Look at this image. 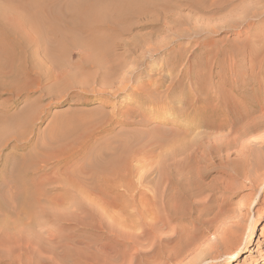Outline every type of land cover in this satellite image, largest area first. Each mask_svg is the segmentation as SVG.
<instances>
[{"label": "rangeland", "instance_id": "374dc122", "mask_svg": "<svg viewBox=\"0 0 264 264\" xmlns=\"http://www.w3.org/2000/svg\"><path fill=\"white\" fill-rule=\"evenodd\" d=\"M83 1L18 2L27 8L23 15L15 14L17 26L39 43L20 42L31 44L27 49L30 54H26L31 70L28 75L20 73L18 77L39 82L31 83L30 91H21L6 107L2 102L10 97L0 95V112L6 116L24 111L32 115L24 132L20 131L22 124H14L16 138L0 147V235L8 230L17 239L36 235L43 241L49 235L59 236L62 243L67 241L79 247L76 243L81 241L91 244L94 250L96 239L102 243L106 237L104 231L94 229L96 223L112 225L113 210L121 206L124 210L116 216L119 225H127L130 232L138 233L141 219L138 211L150 200L155 202L152 204L163 203L158 198L161 190L158 178L165 145L179 139H198L197 134L206 130L210 133L211 130L202 128L204 125H224L226 130L232 125L249 124L254 130L242 137L236 147L211 158L203 177L198 176L196 162L190 164L192 169L181 167V172L173 175L167 194L174 198L180 189L215 188L234 175L235 194L224 205L229 215L222 214L213 224L200 226L192 254L181 256L175 264H187L188 260L203 264L200 261L214 241L215 231L232 217L244 219L249 226V243L238 254L237 263L242 264L239 259L242 261L243 255H248L249 261L264 264V164H258L264 160V0H158L157 7H151L147 0H139L140 4L133 0L130 7L129 0L123 1L127 5L121 4L122 1L114 5L115 2L108 0H93L92 5L94 1L97 3L95 16L92 8L76 9ZM45 2L51 5L48 10ZM142 2L150 8L146 18L144 15L140 20L120 22L128 8H144ZM33 5L34 13L43 8L47 15L40 11L42 16H39L41 13L37 11L36 15L32 12L35 17L30 16ZM27 11L35 18V30L28 28L31 18H26ZM107 11L113 12L111 16ZM65 15L73 18L67 16L66 20ZM38 17L41 19L36 21ZM23 19H29L28 23ZM81 25L94 29L93 33L90 28L91 32L87 29L82 35L74 31L72 37L77 35L82 39V42L77 39L78 42L84 44L69 45L67 38H71L72 30H78V26L84 30ZM94 35L109 39V55L104 59L94 57V43H91ZM86 38L91 39L90 44L89 40L85 42ZM62 42L69 45L65 50L60 48ZM15 43L8 38L4 44ZM148 45H151L149 50ZM200 89L204 91L199 92ZM207 92L211 99H207ZM185 93L191 100L199 97L206 102L205 106L196 104V109H190L181 103ZM149 100L155 103L151 109L143 103ZM166 102L171 104L167 106ZM194 114L206 119L205 124L186 129L188 121L192 125ZM11 120L3 124L15 123ZM227 158L242 163L244 171L233 174ZM250 171L256 180L254 190ZM205 196L210 210L217 213L222 204L220 192L213 190L210 196L208 192ZM182 200L185 201L181 198L177 205ZM75 213L78 221L65 220ZM50 214H56L55 218L59 219ZM129 214L135 217L131 216L132 219ZM194 227V218L174 220L164 228L162 236L185 239ZM256 248L257 254L249 253ZM49 250L61 255L67 249L59 245ZM52 252L43 255L33 250L31 253L25 249L1 248L0 264H52L49 259ZM65 262L70 264L71 260ZM211 262L207 260L204 264ZM235 262L231 258L218 263Z\"/></svg>", "mask_w": 264, "mask_h": 264}, {"label": "bare ground", "instance_id": "6f19581e", "mask_svg": "<svg viewBox=\"0 0 264 264\" xmlns=\"http://www.w3.org/2000/svg\"><path fill=\"white\" fill-rule=\"evenodd\" d=\"M87 1L90 4H88L85 0L83 2L84 3L86 2V3L85 4L83 3L84 5L81 4V6H79V4H78L79 8H76V9H80V7H82V6H85L86 8H89V9L93 8V6H95L94 4L96 3L97 0L94 1L95 3H93V5H92L93 0L91 2H90V0H87ZM119 1H122L121 4H126L125 2L123 3V1H125V0H108V2H110V3L115 2V3H113L114 5H118L116 3H119ZM129 1L130 2H129L128 7H130L131 1H133V0H129ZM147 1H148V3L151 2V4H152L151 7H153V6L155 7L158 3V0H147ZM18 2H19V0H0V95L10 97V98L3 100L2 105H4L5 107L11 101H14L15 99H13V98H16L20 94L21 91H24V90L30 91L31 83L37 84L39 82V81L31 82V80L19 79V77H18L20 73H23V75H28L30 73L29 71L31 70L30 69L31 67H29L30 63L28 62L27 56H26V54H30V52L27 49L31 44H20V42H23V43L34 42L33 38H31V36L28 35V31H23V30L19 29L20 27L17 26L18 25L16 22L17 20L15 21V19H14L16 13H18V12L22 13L27 8L26 5L24 7V5H22ZM22 2L23 1H21V3ZM46 3L48 4L49 2H45V4ZM102 3H103V1H102ZM110 3L108 5H110ZM133 3H135V0ZM138 3H139V0H138ZM27 4H29V3H27ZM47 4L45 6H47ZM49 5L46 8L47 10H48V7L51 6V5L50 6ZM108 5H106V6H108ZM114 5H112V6H114ZM126 5H122V6H125V10H127ZM133 5H135V4H133ZM31 6H32V4H31ZM41 6H42V4H41ZM74 7H76V6H74ZM120 7H119V9H120ZM136 7H139V6L137 5ZM143 7L144 8H142L140 6L139 10H137V8H136V10L134 8L133 9L128 8L129 11H125L127 13H126V15H124V17L120 18L121 19L120 22L121 23L122 22L123 23L129 22L130 20H133L135 18L140 20V19H143L144 15L146 18V16L149 14L150 8L148 6H145L144 3H143ZM32 8L33 9H31V7H30V9L32 10L31 15L29 14V11L24 12V14L28 13V14H26V18H28L27 16H29V15L33 16L34 5ZM41 8L42 7H39V9H41ZM51 8H49V9H51ZM81 9H85V8L82 7ZM105 9L108 10L107 8H105ZM116 9H117V7H116ZM120 10H122V9H120ZM120 10H119V12H120ZM37 11L38 10H36V12H35L36 14H37ZM40 11H44L43 8L38 11V13H41V15H39V14L38 15L42 16V12H40ZM86 11H88V10H86ZM112 11H113V9H112ZM123 11H124V9L122 10V12ZM67 12L69 13L70 11H67ZM90 12H91V10H89V14H90ZM107 12L109 13V15L113 13V12L110 13L109 11H107ZM119 12H117V13L119 14ZM71 13H69V14H71ZM78 13H80V12H78ZM86 13L87 12H85V14ZM18 14H16V15L18 16ZM44 14L47 15L46 12ZM82 14H84V13L82 12ZM87 14H86V16H87ZM22 15H23V13H22ZM77 15H79V14H77ZM30 16H29V18H31ZM67 16H69V15H65L66 20H67ZM74 16H76V15H74ZM82 16L83 15H81V17ZM33 17H35V16H33ZM101 17H102V15H101ZM103 17H104V14H103ZM105 17L104 18L106 20L109 19V18H107V17H109L107 14H105ZM150 17H152V16H150ZM32 18H31L32 21L30 20L29 23L27 22L29 19L28 20L23 19V20L25 22H27L29 25H31L30 22L32 23L33 20H35V18H33V19ZM39 18L41 19V17H38L36 21H38ZM68 18H73V17L69 16ZM90 18H91V16H90ZM92 18H93V16H92ZM118 18H119V16H118ZM175 18H172V19L175 20ZM16 19H17V17H16ZM20 19L18 18V20H20ZM79 19L81 20V18H79ZM98 19H99V21H101V19H103V18H101V19L97 18V20ZM113 19H115V18H113ZM85 20H87V19H85ZM111 20H112V18H111ZM174 20H172L171 22L173 23ZM20 21H22V19ZM113 21H115V20H113ZM74 22L75 23L77 22L76 19ZM115 22L117 23V21H115ZM34 23H35V21L33 22L32 26L28 25V28L29 27L32 28L34 26ZM80 23L82 24V21H80ZM38 24L40 25V23H38ZM35 25H36V23H35ZM71 25L69 27H71ZM85 25H86V23H85ZM73 26H75V25H73ZM79 26H80V24H79ZM79 26H78V30H76V29L72 30L69 28V30H72V32H71L72 35H70V36L73 39V41H72L70 37L67 38L68 40L70 39L69 45L74 44L77 46H81L80 44H84V41H83V43H80V42H82V39L80 41L78 39L77 35H75L77 38L75 36L72 37L73 33L75 31V33L82 35L84 33H87V31L89 30L90 27L87 28L88 29L87 30L84 28V26L81 25L84 28V30H81L82 28L79 29ZM34 27L31 30H35ZM37 27H38V25H37ZM28 28L26 27V29H28ZM31 30H29V31H31ZM90 30L92 31L91 28H90ZM93 31H94V29H93ZM93 31L91 33H93ZM66 33L68 35V32H66ZM98 37H99V35H98ZM98 37L96 35H94V37H93L94 41H92L90 39L91 37L89 38L91 40V43L92 42L94 43V54H95L94 57L96 58V60H100V58L102 59L104 56L109 55L108 54L109 50H110L109 47L111 46L109 39H107L106 37L101 38V36H100V38H98ZM8 38H11L16 43L15 44H4V43L8 42ZM74 39H76V40H74ZM77 39L80 42H78ZM89 39L86 38L85 42L87 43L88 42L87 40H89ZM60 40H61V38H60ZM90 40H89L88 44H90ZM37 42H38V40L36 41V43L34 42V45L39 44ZM58 42L60 43L59 39H58ZM55 43H57V42H55ZM61 44H62V47H60V48L63 50H65L66 47L69 46V45H66L65 42H64L65 46L63 45V42ZM125 45L126 44H124V47H125ZM126 47H127V45H126ZM150 48H151V45L150 46L148 45L147 49L149 50ZM31 54H32V52H31ZM170 78H172V77H170ZM171 83H173V82H171ZM203 91L204 90H202V89L199 90V92H203ZM187 93H185V95L182 96L181 103L188 105L190 107V109H196L197 108L196 104H202L203 106H205L204 105L206 103L205 101L199 100V97H197V98L195 97L194 99L191 100L189 98L190 96ZM190 93L191 92H189V94ZM206 97H207V99H211V94L207 92ZM156 101H158V100H156ZM143 103H144V105H146L147 109H151V106L155 105V103L153 101H150V100L143 102ZM226 103L229 105V102H226ZM226 103L224 105H227ZM170 104H171L170 102L165 103V105H167V106ZM31 116L32 115H31L30 111L29 112L24 111V112H22L16 116H11V115L6 116L4 113L0 112V147L5 145L6 141L16 138V135L14 134V126H15L14 124H16V123H18L19 125L22 124V130L23 131L20 130L21 134H22L24 132V130L27 126L26 124H28V121L30 120ZM192 117H193L191 120L192 125H188L190 123V121H188L187 122L188 124L185 126L186 129H192V128L199 127L197 125H200V123H201V125L205 124L204 121L206 119H204L199 114H194ZM11 118H12V120H15L14 121L15 123L10 124V125H13V127H11L10 125L7 126V125L3 124L4 121L9 120ZM248 125L249 124H247L246 126L244 125V127L232 125L230 128L227 127L228 129H226V130H225L226 127L223 128L224 125H223V127L220 125H218V127L215 125L214 126L213 125L212 126L204 125L203 127L202 126L201 127L209 129V132L211 130L210 133H208L206 130V132L203 131L200 134H197L199 136V138L197 136L198 139H196V137H195V139H192L191 141L190 140L183 141V140L179 139V140H176L174 142H171V143H168L167 145H165L166 148L163 149L162 155H161V168L159 171L160 177L158 176L159 177L158 178L159 183L157 181L158 185L161 187V190L158 191V192H160L158 198H160L161 201L163 200L162 201L163 203H161L160 205L157 203L152 204L153 201L151 202V200H150V203L148 202V204H152V205H148L146 203V205H145L146 207L142 208V210L140 209L141 207H139L140 210L138 211V213H139L138 217L140 216L139 218H141V219H140L139 224H138V226H139V229H138L139 232L138 233L130 232L127 225H119L116 216H118L119 213L123 212L124 208L121 206V207H118V209L116 207L115 208L116 210H113L114 212L112 214L114 215V217L117 221L114 219V222L112 223V225L111 224L110 225H108V224L103 225L100 222L96 223L94 229L101 230V232L104 231L103 234L106 235V237H105V239H102V241L104 240L102 243H97L98 238L96 239V242L94 241L95 242L94 250H92L91 244H89V243H85V244L83 243L82 244L81 241H77V243H76V244L80 245L79 247H77L76 245H72V244H70V242H67V241H64L62 243L61 241H59L60 240L59 236H58V238H55L54 236L49 235L48 239L45 241H43V239L39 238V236L37 237L36 235L29 237V238L24 237L27 239H23V238L17 239L15 237V235H13L14 233L13 234L8 233V230L6 232H2L0 235V249L1 248H8V249L13 248V249H17L18 251L21 249H23V250L25 249V250H30L31 253L33 250V252L38 251V254L43 253V255H45L44 254L45 252L46 253L52 252V250H49V249H54L56 246H59V245L63 246L65 249H67V250H64V253H62L61 255H56L52 252L51 258L49 257L52 264H69V262H65V260H67V259L71 260L70 264H175L181 256H184L185 254H189V255L192 254L191 247L195 241H198L197 233L199 231L200 226L202 227V226H205L207 224H213L215 222V220H217V218H219L220 215H222V214H223L222 216H225V217L229 215L226 212L224 205L227 203V201L231 200L232 195L235 194V189H234V184H233L235 177H234V175H232L227 180L226 183H221L219 186L216 185L215 188L209 187V188H205L203 190L192 189L189 191L180 189L177 192L178 193L177 197L173 198L172 195L170 196L167 194L168 188L172 184L171 183L172 179H174L173 175L175 173L177 174V173L181 172V170H179L181 167L185 166V167L191 168L190 164H193L196 162V165L199 166V167H197V169L199 170L198 176L203 177V174L207 172L208 167L211 164V158H214V156H220L221 152H224L225 150H228L232 147H236L238 144V141L242 137L246 136L248 133H250V132H252V130H254V127L252 125H250V126H248ZM221 129H223L224 132L223 131H222V133L216 132V131L221 130ZM216 136H218V137H216ZM226 161L228 164L227 166H230L232 168V171L234 172L233 174H239L241 171H244L242 163L234 162V161L230 162L229 158H227ZM221 164H222V162H221ZM258 164H264V160H261V162H258ZM92 167H94V162L92 163ZM100 168L102 169V166ZM249 174L252 177V189L254 190L256 187V180L254 178L253 172L250 171ZM92 178L94 180L93 175H92ZM3 185H5V183H3ZM213 190L220 192V194L222 195V199H221L222 204L219 206L217 213H213V211L210 210L208 203H206L204 201V197L206 198V196H205L206 193L208 192V195L210 196V193L213 192ZM179 197H180V199L184 198L185 201L182 200L183 203L181 202V203H179V205H177V202H179V200H180ZM158 198L155 197V200ZM165 198H166V201H164ZM149 199L147 197L146 200L149 201ZM176 200H178V201H176ZM171 202H174V204L171 205L170 204ZM153 203H155V202H153ZM131 207L133 208V206H131ZM135 209H136V207H135ZM80 212H81V210H80ZM134 212H136V210ZM224 212H226V213H224ZM77 213H79V211ZM132 215H134V214H132ZM132 215H130L129 217H131ZM50 216H52L54 218L58 217V216H56V214H50ZM136 216H137V214H136ZM186 217L187 218L191 217V218H194V220H195V227L193 229L189 230L188 237L186 236L185 239H182V238L179 239L177 237H172L170 235H169V237H163L162 236V234H163L162 231L170 223H172L174 220L184 219ZM96 218H98V217L96 216ZM55 219H59V218H55ZM127 219H129V218H127ZM127 219H126V221H127ZM130 219H129V221L131 222ZM65 220H72L75 222V221H78V218H77L76 213H75V214H72L71 216H66ZM7 225H8V223H7ZM16 231L17 230H15V233H16ZM3 234H5L6 236ZM16 234H18V233H16ZM50 234H52V233H50ZM214 234H215L214 241L209 245L208 252L205 253V256L201 259L200 263L204 264L207 260H211L212 262L210 264H219L220 262H228L231 258H233L236 261L234 264H239V263H237L236 258H238L237 256L240 253V251L244 250V248H246L248 243H249V240H248L249 226L246 223V221L244 219H241L238 217H232V219L228 223H226L222 228L217 229ZM256 246H257V248L259 247L258 245H256ZM257 248L253 249V250L250 249L249 253L250 254H257V252H258ZM8 251L9 250H6L5 252H8ZM37 258H38V255H37ZM218 259H221V260L217 261ZM249 260H250V257L248 255H243L242 261H240V259H239V262H241L242 264H247ZM187 264H194V261L188 260ZM248 264H256V260L249 261Z\"/></svg>", "mask_w": 264, "mask_h": 264}, {"label": "crops", "instance_id": "0c3cea01", "mask_svg": "<svg viewBox=\"0 0 264 264\" xmlns=\"http://www.w3.org/2000/svg\"><path fill=\"white\" fill-rule=\"evenodd\" d=\"M93 15H94V6H93V8H92V12H91Z\"/></svg>", "mask_w": 264, "mask_h": 264}]
</instances>
